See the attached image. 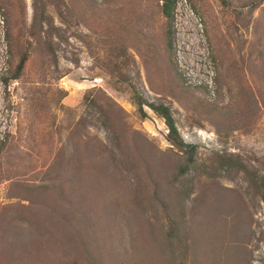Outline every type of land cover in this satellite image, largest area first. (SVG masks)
<instances>
[{"label": "rangeland", "instance_id": "obj_1", "mask_svg": "<svg viewBox=\"0 0 264 264\" xmlns=\"http://www.w3.org/2000/svg\"><path fill=\"white\" fill-rule=\"evenodd\" d=\"M188 2L194 20L184 23L172 9L165 18L161 0H0V264H92L100 252V264H127L104 255L112 239L124 248L141 240L150 251L161 244L163 208H149L135 188L149 184L147 161L170 174L175 149L163 120L146 105L138 111L135 94L169 107L184 144L195 147V167L183 177L192 194L179 207L169 202L170 214L201 223L202 201L219 195L223 213L247 221L250 264H264V0ZM23 54L19 77L9 79ZM209 65L213 96L186 79ZM102 93L123 111L129 142L120 150L116 128L84 100L106 106ZM99 142L136 172L127 163L124 178L92 176L87 155Z\"/></svg>", "mask_w": 264, "mask_h": 264}, {"label": "trees", "instance_id": "obj_2", "mask_svg": "<svg viewBox=\"0 0 264 264\" xmlns=\"http://www.w3.org/2000/svg\"><path fill=\"white\" fill-rule=\"evenodd\" d=\"M161 1V14L165 18H168L170 17V10L172 9V0ZM169 46L170 44L168 43V48ZM26 58V54L21 56L9 79H17L19 77ZM102 96L107 98L108 103L106 106L100 104L101 99H99V97L94 96L93 98H90L89 95L87 96L86 94L84 100L98 110L103 119L102 123L104 127H109L108 124L111 123L116 129L123 130V132H121L122 134H119L116 129H111L113 131L112 137L114 143L117 146L116 148L120 150L119 144L125 143V138H127L125 137L127 130H124L125 119L122 114L123 111L118 108L106 94L102 93ZM133 98L134 103L138 107V111L142 115H144L142 107L146 105L156 116L163 120L167 128L166 139L171 144L170 151L172 152V150L175 149L172 154L173 166L170 174L166 175L162 171L164 168L162 166H157L155 161H147L145 167H147L146 172L149 184L145 186V188H135V193L138 190H141L143 194L147 195L148 204L151 205L149 208H154L155 203H158V205L161 206L160 208H163L164 218L167 220V224L164 225L166 231H164L163 234H157L160 238L162 237L163 240L161 244L153 245L151 251L142 247L141 240H131L127 248H124L119 242H114L112 239L108 247L109 251L104 255L111 254L116 256V258L121 256L123 258L122 261L124 262V260H126L127 264H176V260H178L179 264H185L189 256L191 258V264H250L251 251L248 250L247 247L248 236L246 235V229L248 228L247 221L244 216H240L238 213H234V211L223 213L222 208H220L214 200L219 195L209 200L204 199L202 201L204 203H201V210L205 217L201 223L190 220L189 225H185L182 213L181 218H178L179 210H173L176 217L170 214L171 207L169 206V202L173 201V203L179 207V204H181L183 200L188 199L192 194V189L186 185L187 180L183 177L189 170H191V168L195 167V147L184 144L176 129L169 107L163 104L155 105L147 103L136 94ZM129 136L130 139H133L135 134H130ZM140 141L141 137L139 136L136 138L135 144H139ZM128 142L129 139L127 143ZM95 145L97 146L87 155L91 166L90 169L92 171V176L98 177L102 175L107 177L110 173H114L117 178H124L123 173L127 172V170L124 169V164L129 163L128 159H117L113 152L107 151L100 142L95 143ZM136 154L137 157L141 156L139 148ZM215 157L221 168L228 169L230 167V164H228V157L225 155H216ZM75 158L76 160L74 161L75 166L73 167V170L81 179L83 175L80 170H83L82 166L84 165L85 160L81 152L76 153ZM142 161L145 162L144 160ZM129 164L132 169L135 168L136 172L137 166L135 164H133V166L131 163ZM181 179L182 181L180 183L179 181ZM148 186H150V188H148ZM257 189L260 192V198L264 203V178L257 183ZM18 199L29 201L23 197ZM96 201L97 198H93L92 203H96ZM31 202L35 204L36 201ZM102 205L104 206V203ZM154 210H156V207ZM51 211L52 213L54 212L52 209ZM75 211H83V206L80 205ZM54 213H56V211ZM195 216L197 220V214H195ZM78 218L79 216L76 217L75 220H78ZM11 219H13V217ZM105 248L106 244L102 245L101 249ZM120 249L123 251L122 253H120ZM7 252H10L9 248L7 249ZM100 253L97 254V258L91 257L89 259L90 263L100 264ZM128 255H133L136 261L129 262L127 259ZM24 263L35 264V261L33 260Z\"/></svg>", "mask_w": 264, "mask_h": 264}, {"label": "built area", "instance_id": "obj_3", "mask_svg": "<svg viewBox=\"0 0 264 264\" xmlns=\"http://www.w3.org/2000/svg\"><path fill=\"white\" fill-rule=\"evenodd\" d=\"M172 16L175 21H183L184 23H188L189 21L194 20V13L190 7L188 0H172ZM3 16L0 15V32L3 41ZM214 70L211 65L208 66V69L203 72L199 71L197 75L190 76L186 75V79L192 80L193 86H199L206 89L207 93L210 95H214L215 90V82H214ZM98 81V79H96ZM189 83H191L189 81ZM4 84V83H3ZM6 130V129H5ZM4 128H0V138L5 136ZM4 137L1 139L3 140Z\"/></svg>", "mask_w": 264, "mask_h": 264}, {"label": "bare ground", "instance_id": "obj_4", "mask_svg": "<svg viewBox=\"0 0 264 264\" xmlns=\"http://www.w3.org/2000/svg\"><path fill=\"white\" fill-rule=\"evenodd\" d=\"M64 81V80H63Z\"/></svg>", "mask_w": 264, "mask_h": 264}]
</instances>
